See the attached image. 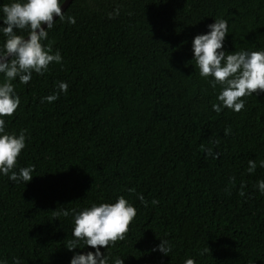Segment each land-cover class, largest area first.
<instances>
[{
    "label": "trees",
    "instance_id": "1",
    "mask_svg": "<svg viewBox=\"0 0 264 264\" xmlns=\"http://www.w3.org/2000/svg\"><path fill=\"white\" fill-rule=\"evenodd\" d=\"M0 264H264V0H72L0 60Z\"/></svg>",
    "mask_w": 264,
    "mask_h": 264
},
{
    "label": "water",
    "instance_id": "2",
    "mask_svg": "<svg viewBox=\"0 0 264 264\" xmlns=\"http://www.w3.org/2000/svg\"><path fill=\"white\" fill-rule=\"evenodd\" d=\"M72 0H66L60 8L48 19L46 20L38 29H36L33 33H31L29 36H27L22 42L17 44L9 53H7L5 56L0 55V60H6L11 54L17 50L20 46L24 44V42L29 41L34 35L40 33L42 30L46 28L49 24H51L57 17L62 14V12L66 9V7L71 3Z\"/></svg>",
    "mask_w": 264,
    "mask_h": 264
}]
</instances>
